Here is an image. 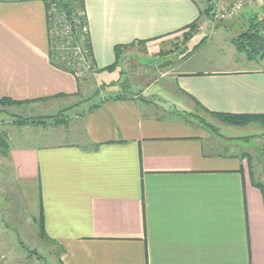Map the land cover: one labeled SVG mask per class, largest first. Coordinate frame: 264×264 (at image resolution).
Returning <instances> with one entry per match:
<instances>
[{"label":"crops","instance_id":"crops-1","mask_svg":"<svg viewBox=\"0 0 264 264\" xmlns=\"http://www.w3.org/2000/svg\"><path fill=\"white\" fill-rule=\"evenodd\" d=\"M207 5L84 0L95 72L78 81L50 59L43 1H0V98L25 101L20 112L29 116L59 114L60 122L9 123L16 134L5 156L12 190L35 224L42 210L47 239L38 237L57 247L59 264H264L263 185L248 150L264 127L206 117L264 115V54L250 60L234 47L237 56L199 69L188 65L203 42L186 57L163 48L181 39L176 49L191 50L197 32L246 23L264 4L213 23L211 13L200 17ZM116 45L161 56L136 90H120L123 54L103 70Z\"/></svg>","mask_w":264,"mask_h":264},{"label":"rangeland","instance_id":"rangeland-1","mask_svg":"<svg viewBox=\"0 0 264 264\" xmlns=\"http://www.w3.org/2000/svg\"><path fill=\"white\" fill-rule=\"evenodd\" d=\"M42 1L45 5V11H47L46 3L48 4V9L50 8L48 12L49 15H52L54 13L56 14L54 17V21L52 24L50 23L49 28V19L48 17H46L47 34L48 39L51 38L53 40L51 42V50L55 51L56 57H58L57 59H59L58 61L65 65L68 62L69 54L60 49V45L56 43L54 36L57 32L59 33L60 29H62V22H66L68 25H70V28L72 27V23L71 21L65 19L63 14L58 11L54 1ZM198 1H201L202 3L204 2V0ZM80 16L79 18H77V21L83 23L86 20V17L82 21ZM248 17H251V15H248L247 18ZM61 19L63 20L62 22ZM244 21L245 19H241L239 21L238 19H233L231 25L229 24V26L225 24L222 26H218L215 29L204 28V30L197 32L194 38L191 39L192 45L197 44L202 38L205 39L202 43V46L199 47L198 50H196V53L193 55L194 63L188 66L199 69L208 68L210 65H214L215 63H221L219 61V58L223 59L237 56L234 50V44L232 43L233 41L231 42L230 40L231 37L236 35L238 31H242L241 28L245 27L246 23ZM180 40L181 39H174L172 40L173 42L171 44L165 45L163 48H169L170 52L175 50V55H179L181 53V55L184 56V54L189 51L190 48L176 49L181 44ZM133 49L134 47L130 46L124 48L121 51L122 53L119 60L122 58L123 54L124 59L122 58V61H124L123 67L125 70L124 80H121V91H127L130 89L136 90V88L139 87V84L144 85L151 74H154L150 66H154L155 62L156 64H159V61H162V59H160L161 56H157L156 61H154V59H146L143 56H140L141 54L138 53H135V55H133L131 52ZM139 49L140 53H144L143 47H140ZM123 52H125L126 55ZM228 62L230 63V65H233L235 63L232 60ZM91 73L93 72H89L80 80L82 81L89 78V75ZM135 80H139L137 87H135L133 84ZM99 89L101 88L98 87L97 95L101 97L102 91ZM85 91L86 90L82 91L83 98H90V92L85 93ZM21 104L0 103V137H4L3 140L6 143H8L7 136L16 134V129L14 128V126L10 127L9 123L13 121H16L18 123L19 120H23L24 118L29 117H33L34 119H41L36 118L35 116L27 115L29 112L27 114L21 113ZM206 117L210 122L227 124L225 120H222V118L216 115L214 118L208 116ZM42 119L44 118L42 117ZM248 123L260 124L264 127V123L261 122L250 121ZM12 138H14V136H12ZM12 138H10V140H12ZM263 141L264 138H261L258 141L257 145H252L253 147H250L248 150L252 152L255 157L252 166L253 176L264 186V156L262 155V158L261 156H258L257 153L253 152V149L255 151H257V149L259 151H262L263 144L261 142ZM7 146V149H9V145ZM2 147L3 145L0 147V150L2 149ZM223 148L231 151H240L238 146H230V148H228L223 144L222 149ZM6 152H8V150ZM31 214L32 213L29 212V209L27 207V203H21L19 196L12 190V174L9 169V164L7 159H5V156L0 151V264H59L56 258L57 247H54L51 243L40 241L38 237V227L33 222ZM33 250H35V252L38 254H36Z\"/></svg>","mask_w":264,"mask_h":264},{"label":"trees","instance_id":"trees-1","mask_svg":"<svg viewBox=\"0 0 264 264\" xmlns=\"http://www.w3.org/2000/svg\"><path fill=\"white\" fill-rule=\"evenodd\" d=\"M52 2L56 4V7L61 14L65 17V19L71 21L72 27H71V45H76L77 39L80 34V30L77 24H75L74 19L81 17L82 21L85 18V6H84V0H51ZM262 6V5H260ZM48 4L46 3V17L49 19V25L50 23L52 24L54 21L55 13L52 15H49L48 12L50 8L48 9ZM259 7V6H257ZM60 14V13H59ZM202 15H206L207 17L210 16V7L207 5L204 10H200V17ZM251 17H248L246 20V25L243 28L242 31H240L233 39V44L236 49V51L239 54H243L247 59H255L258 56H262L264 54V13L261 12H253L251 14ZM248 16V15H247ZM246 16V17H247ZM199 17V18H200ZM199 23L198 20L192 22L189 24V33L184 34V38H189L193 36L194 33L197 32L199 28ZM55 41L57 44L61 46L63 40L59 35H55ZM205 38H202L197 44H195L191 50L187 51L183 57H186L189 55L193 49H195L197 46L201 44V42L204 41ZM53 40L49 38V56L52 61V63L64 70H67L69 72H72V70L67 64L63 65L61 62H59L56 57L55 51L51 50L52 47V42ZM145 41H137L136 44H144ZM85 47L88 49V55H89V43L88 39L84 42ZM128 47L127 45H116L114 47V53H115V61L114 63L107 65L106 67L103 68V70H113L117 65H118V60L121 56V51ZM61 49V48H60ZM52 57V58H51ZM57 59V60H56ZM99 70V69H98ZM89 72H95L94 66L91 63L90 71ZM78 81L80 79L76 78ZM25 101H16V100H11L8 98H0V103L1 104H21ZM216 116L222 118V120H225L227 124L230 125H244L250 121H257L264 123V115H252V114H244V115H234V114H227V113H215ZM37 118V117H36ZM41 119H34L33 117L29 118H24L23 120H19L18 123L23 124V123H36V124H43L47 120H52L56 122H60L59 119V114L53 116H45L43 117H38ZM4 137H0V147L3 145L2 149L0 150L1 153L6 156L7 155V148L8 144L3 140ZM262 155L264 156V144L262 147ZM255 185L260 186L258 182H254ZM261 190L264 194L263 187L260 186ZM36 225L38 227V234L41 239H47V235L44 229V224H43V214L42 210H40L39 216L36 221Z\"/></svg>","mask_w":264,"mask_h":264},{"label":"built area","instance_id":"built-area-1","mask_svg":"<svg viewBox=\"0 0 264 264\" xmlns=\"http://www.w3.org/2000/svg\"><path fill=\"white\" fill-rule=\"evenodd\" d=\"M210 7L211 23L215 21H222L233 18L238 14L245 6H260L264 4V0H206ZM75 18L74 22L79 28V37L76 45H71V28L66 22H62L59 35L63 42L60 46L61 50L69 54L67 65L72 69V73L76 78L81 79L87 75L91 67V59L88 55V49L85 47L84 42L87 40V24L86 20L81 23ZM82 20V19H81Z\"/></svg>","mask_w":264,"mask_h":264}]
</instances>
